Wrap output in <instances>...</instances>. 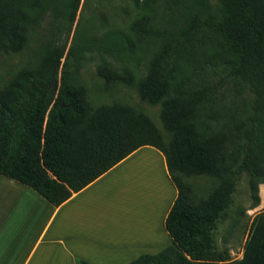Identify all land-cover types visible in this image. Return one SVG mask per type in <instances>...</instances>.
Listing matches in <instances>:
<instances>
[{"label":"trees","instance_id":"16d2710c","mask_svg":"<svg viewBox=\"0 0 264 264\" xmlns=\"http://www.w3.org/2000/svg\"><path fill=\"white\" fill-rule=\"evenodd\" d=\"M159 1L133 0L143 10L126 31L108 29L87 44L72 41L66 54V42H47L34 64L0 86V174L58 205L134 149L153 145L177 191L163 222L171 243L126 264H264V211L253 216L238 259L227 260L214 241L242 172L252 207L264 183V0ZM80 2L0 0V49L20 51L48 10L69 32ZM87 46L101 54L95 73L105 85L133 83L142 100L160 102L168 141L143 110L116 101L92 107L86 88L67 70L69 56L76 60ZM135 49L150 51L136 78L112 61ZM228 83L243 93L241 103L216 113ZM201 173L218 184L207 197L192 199L182 176Z\"/></svg>","mask_w":264,"mask_h":264},{"label":"crops","instance_id":"0c3cea01","mask_svg":"<svg viewBox=\"0 0 264 264\" xmlns=\"http://www.w3.org/2000/svg\"><path fill=\"white\" fill-rule=\"evenodd\" d=\"M164 161L139 146L58 205L0 174V264H126L164 249L177 193Z\"/></svg>","mask_w":264,"mask_h":264},{"label":"rangeland","instance_id":"374dc122","mask_svg":"<svg viewBox=\"0 0 264 264\" xmlns=\"http://www.w3.org/2000/svg\"><path fill=\"white\" fill-rule=\"evenodd\" d=\"M161 3H163L162 0L159 1V4ZM142 10L143 8L136 5L133 0H81L69 32H66L65 24L60 25V17L54 16L48 10L42 23L28 32L26 45L20 51L0 49V86L5 84L16 70L25 65L34 64L47 42L53 40L66 42V54L72 41L87 44L88 40H95L108 29L118 28L126 31L131 20ZM159 14L158 20L161 18L165 20L167 12L162 10L161 6ZM149 56V50L135 49L124 57L123 61L113 58L112 61L117 67L125 65L136 78L145 72ZM100 59L101 54L87 46L84 47L80 57L73 60L71 55L67 62V70L72 71L70 76L72 81L86 88L92 107L100 103L116 101L143 110L150 115L149 117L163 135L164 141H168L170 135L162 129L159 120L160 102L150 104L142 100L133 83L129 86L117 82L105 85L95 73V65ZM237 89L236 85L230 83L222 87L213 111L221 113L237 110L243 97V93ZM182 177L191 185L190 196L196 200L207 197L219 181L218 178L204 173L183 174ZM258 195L259 204L252 207L253 198L250 195L248 175L242 172L236 181L232 194L233 200L220 216L214 231L217 251L228 252L227 260L240 257L253 216L257 212L264 211V183L258 185Z\"/></svg>","mask_w":264,"mask_h":264}]
</instances>
